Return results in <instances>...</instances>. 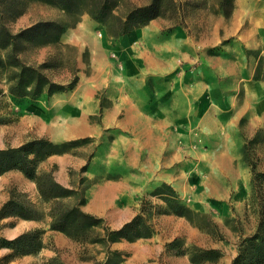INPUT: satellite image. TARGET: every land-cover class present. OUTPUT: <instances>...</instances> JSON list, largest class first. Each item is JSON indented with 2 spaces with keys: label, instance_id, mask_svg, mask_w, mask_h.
Listing matches in <instances>:
<instances>
[{
  "label": "rangeland",
  "instance_id": "1",
  "mask_svg": "<svg viewBox=\"0 0 264 264\" xmlns=\"http://www.w3.org/2000/svg\"><path fill=\"white\" fill-rule=\"evenodd\" d=\"M152 2L153 14L139 22L142 16L135 9ZM234 12V0H0V27L12 33L41 20L61 23L60 32L37 31L31 37L19 38L14 52L20 61L40 66L53 82L67 85L76 79L67 90L43 91L34 97L13 95L9 86L17 67L8 61L10 45L0 40V148L46 139L53 151L37 161L36 173H51L57 182L75 190L56 200L57 204L42 196L35 179L20 169L1 172L0 207L13 195L26 202L32 215H0V240L39 228L42 247L23 255L0 247V259L4 257L0 263L93 264L112 250L119 253L120 264L232 262L242 239L256 231L264 205V186L252 181L253 170L264 171V127L244 135V160L250 171L244 206L229 214L212 208L200 210L180 197L172 182L159 177L160 167L154 173L147 171L150 167L144 164L145 150L136 149L139 159L134 166L128 165L122 151L110 148L113 128L103 127L108 134L98 137L94 132L101 127L100 115L80 117L81 88L73 89L85 76L108 81V88L112 83H123L124 59L117 50L128 33L142 29L168 37L176 71L188 72L189 77L196 60L191 61L187 38H211L214 27L220 26L221 31L231 26ZM176 28L185 35H176ZM141 41L136 38L138 50ZM108 65L113 67V74L104 70ZM114 68L119 74H114ZM106 89L98 88L96 94L101 96ZM54 93L58 99L50 98ZM129 96L124 105L151 108L145 89L135 88ZM100 105L109 106L110 101L102 96ZM86 131L92 133L76 135ZM102 146L106 149L96 160ZM166 168L169 172L174 167ZM80 200V210L97 219L96 224L79 228L85 227L86 239L52 226L54 207L73 206ZM126 223L129 225L114 240L104 235L106 230H118Z\"/></svg>",
  "mask_w": 264,
  "mask_h": 264
},
{
  "label": "crops",
  "instance_id": "2",
  "mask_svg": "<svg viewBox=\"0 0 264 264\" xmlns=\"http://www.w3.org/2000/svg\"><path fill=\"white\" fill-rule=\"evenodd\" d=\"M234 4L229 28L214 27L207 40L187 38L191 61L196 60L189 77L176 71L168 37L142 29L128 33L117 50L124 59L123 83L108 88V81L85 76L73 89L81 88L80 117L99 114L101 127L94 133L106 137L103 127L113 128L110 148L122 151L128 165L139 159L136 149L145 150L147 171L160 167L159 177L172 182L180 197L197 209L222 214L244 206L250 186L244 135L264 127V0ZM174 32L185 35L180 28ZM136 38L142 40L139 50ZM104 70L113 74L110 65ZM98 88L107 89L98 96ZM135 88L146 90L151 108L123 104ZM102 96L109 106L100 105Z\"/></svg>",
  "mask_w": 264,
  "mask_h": 264
},
{
  "label": "trees",
  "instance_id": "3",
  "mask_svg": "<svg viewBox=\"0 0 264 264\" xmlns=\"http://www.w3.org/2000/svg\"><path fill=\"white\" fill-rule=\"evenodd\" d=\"M153 9L154 4L152 2L137 7L134 12L142 16L141 20H139V22H142L146 16L150 17V14H153ZM61 27V23L56 20L37 21L14 33L4 26L0 27V40H2V44L10 45L11 47L8 61L17 67V71L14 73V81L9 86L10 93L16 96L29 95L34 97L43 91L52 93L59 90H67L74 85L75 78L67 85H60L51 81L41 71L40 66L20 61L14 52L19 38L31 37L37 31L54 30L60 32L62 30ZM52 148V143L43 138H34L18 146L0 148V173L10 168L20 169L27 176L35 179L37 188L42 196L54 201L71 195L75 190L57 182L51 173L37 174L35 171L37 161L44 155L50 154L53 151ZM252 181H259V184L264 186V171L256 172L253 170ZM81 200L73 204V206L54 207L51 212V216L54 218L52 226L66 230L75 237L86 239L87 231L85 227L79 228L85 225L96 224L97 219L91 214L80 210L79 204ZM56 203L60 204L57 201ZM9 213H15L22 217H30L32 215V211L26 202L13 195L0 207V215L4 216ZM128 225L129 223H126L118 230H106L104 235L107 236L109 241L114 240ZM41 233L42 230L39 228L26 230L11 239H1L0 247H8L18 255L33 253L42 247ZM239 246L238 253L230 264H264V205L259 210L256 231L243 238ZM2 259L4 257L0 261ZM120 261L119 253L116 250H112L108 251L103 260H94L93 264H120Z\"/></svg>",
  "mask_w": 264,
  "mask_h": 264
}]
</instances>
